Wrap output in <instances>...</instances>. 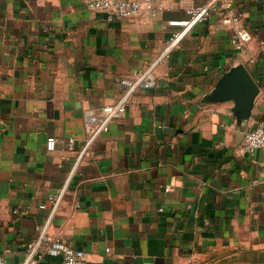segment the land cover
I'll return each mask as SVG.
<instances>
[{"label": "crops", "instance_id": "0c3cea01", "mask_svg": "<svg viewBox=\"0 0 264 264\" xmlns=\"http://www.w3.org/2000/svg\"><path fill=\"white\" fill-rule=\"evenodd\" d=\"M205 1L107 21L84 0H0V255L24 261L47 226L87 264H264V147L239 151L264 123V0L236 1L252 33L241 50L214 10L108 131L89 142L85 125L165 50L170 20ZM239 64L259 85L248 117L213 97ZM39 252L35 264H64Z\"/></svg>", "mask_w": 264, "mask_h": 264}, {"label": "built area", "instance_id": "2783aa9c", "mask_svg": "<svg viewBox=\"0 0 264 264\" xmlns=\"http://www.w3.org/2000/svg\"><path fill=\"white\" fill-rule=\"evenodd\" d=\"M86 5L93 10L102 11L107 21H114L117 18L128 16H140L150 19L158 13L165 10L167 0H84ZM237 0H206L205 2L193 4L186 9L187 16L170 20L172 25L178 26L167 42L165 50L152 62L136 70L132 76H123L118 83L124 88L121 97L113 104L105 105L97 112H90L85 117V125L90 133L89 142L95 139L98 134L108 131L110 123L125 115L127 103L132 92L139 87H154L157 85V76L155 67L166 57L171 55L172 50L182 41V39L192 30V28L203 21H206L217 10L221 16V21L225 24H231L234 33L231 42L235 50H241L248 42L252 33L250 28L244 22L242 12L237 8ZM56 137L47 138V149L56 148ZM264 147V123L260 122L256 126L248 128L244 133V139L239 147L243 153L253 154L258 148ZM68 148H75V138L68 140ZM87 149V146L85 147ZM61 193L55 199L56 207ZM44 206V205H42ZM161 210L164 207H160ZM46 227H41V233L38 240L30 242L29 255L24 261H14L0 255V264H35L37 259L35 255L43 245L46 247V253L59 256L64 264H87L89 259L87 252L82 248L74 247L61 239H50L46 232ZM110 250V247L106 248Z\"/></svg>", "mask_w": 264, "mask_h": 264}, {"label": "water", "instance_id": "95a60500", "mask_svg": "<svg viewBox=\"0 0 264 264\" xmlns=\"http://www.w3.org/2000/svg\"><path fill=\"white\" fill-rule=\"evenodd\" d=\"M258 91L255 78L243 64H239L219 80L213 89V97L233 99L235 111L242 117H248Z\"/></svg>", "mask_w": 264, "mask_h": 264}]
</instances>
